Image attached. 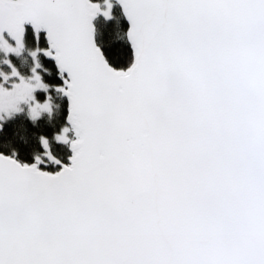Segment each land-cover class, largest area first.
I'll return each instance as SVG.
<instances>
[{
    "label": "snow or ice",
    "instance_id": "obj_1",
    "mask_svg": "<svg viewBox=\"0 0 264 264\" xmlns=\"http://www.w3.org/2000/svg\"><path fill=\"white\" fill-rule=\"evenodd\" d=\"M103 3L0 0V50L20 54L26 22L50 45L30 53L34 84L5 61L18 82L0 83V112H51L33 95L43 51L72 150L54 173L0 153V264H264V0H119L126 70L95 43Z\"/></svg>",
    "mask_w": 264,
    "mask_h": 264
},
{
    "label": "trees",
    "instance_id": "obj_2",
    "mask_svg": "<svg viewBox=\"0 0 264 264\" xmlns=\"http://www.w3.org/2000/svg\"><path fill=\"white\" fill-rule=\"evenodd\" d=\"M101 7L103 0H99ZM96 39L102 48L107 60L116 68H127L133 62L134 55L131 45L127 39L129 27L121 7L113 2L110 18H105L100 13L95 21ZM24 51L17 55L9 56L11 64L16 66L20 74L30 76L35 61L31 56V51L39 47L47 49L48 43L44 33L40 30L39 39L34 27L24 25ZM37 59L41 67L39 71L44 83L49 85V92L39 91L38 96L43 99L47 93L51 96L53 110L45 113L33 121L26 112H19L10 119L2 122L0 128V152L15 155L22 162H34L36 155H41L44 149L40 142V137L49 140L53 155L60 161L67 162L70 155L68 146L63 142H57L54 137L61 129L67 126L66 117L68 113V103L61 92L55 86L63 85V78L58 71L55 63L48 59L43 51L38 53ZM6 57L0 50V69L10 68L5 63ZM65 77V76H64ZM1 79V77H0ZM42 168L56 171L60 168L59 164L48 160L41 163Z\"/></svg>",
    "mask_w": 264,
    "mask_h": 264
},
{
    "label": "rangeland",
    "instance_id": "obj_3",
    "mask_svg": "<svg viewBox=\"0 0 264 264\" xmlns=\"http://www.w3.org/2000/svg\"><path fill=\"white\" fill-rule=\"evenodd\" d=\"M110 2H111V4L113 5L114 0H110ZM102 5H103L102 8H106V7H107V5H105L104 3H103ZM111 9H112V8H111ZM101 14H102V12H101ZM2 35L5 37L6 40L9 41V43H11L13 46H15V41L9 36V34L7 33V30H5V31L2 33ZM23 43H24V36H23ZM24 49H25V48L22 49V51L20 52V54L24 51ZM2 51H3V50H2ZM12 54H15V53H7V54L4 53V55H5V57H6V60L10 61V60H9V56L12 55ZM11 65H12V64H11ZM12 66H14V65H12ZM14 67L17 69L16 66H14ZM17 71L19 72L18 69H17ZM0 72H3V73H5V74H10V72H11V67L8 68V70H7V69H0ZM37 72L41 75V73H40V71H39V68L37 69ZM19 73H20V72H19ZM20 75H22V74H20ZM32 75H33V73H32L30 76H25V75H22V76H24L26 80H30L31 77H32ZM41 77H42V75H41ZM42 81H43V79H42ZM15 82H18V79L15 78V77H10V79H9L8 82H4V81H3V77H1V79H0V83H3L4 86H5L6 88H11L12 84L15 83ZM32 82L34 83L35 81L33 80ZM43 82H44V81H43ZM0 87H3V85H0ZM10 90H11V89H6V91H10ZM39 91H44V90H43V89H36V90H34L33 95H34V96L36 97V99H37L38 101H40V102H43L48 96H50L49 93H47L46 97L43 98V99H41V98L38 96V92H39ZM47 92H49V88H48ZM29 103H33V102H29ZM16 107L19 108L20 111H14V110H13V111H11V114H8V117H9V118L6 117V119H4V120H0V121H1V122L6 121V120L10 119L11 117H13L15 114H17V113H19V112H26V113L29 115V104H28V103H24L23 101H21V102H19V103L16 104ZM52 110H53V105H52V100H51V112H52ZM51 112H43L40 116H42V115L45 114V113H51ZM7 113H8V112H7ZM0 115H5V114H4V112H0ZM29 116H30V115H29ZM67 126L70 127L68 124H67ZM68 135H69L71 138H73V132H69ZM65 144H66V145L68 146V148H69V143H65ZM41 159L44 161L43 163H47V161H48V158H47L46 156H43V155L41 156ZM40 165H41V164H40Z\"/></svg>",
    "mask_w": 264,
    "mask_h": 264
},
{
    "label": "water",
    "instance_id": "obj_4",
    "mask_svg": "<svg viewBox=\"0 0 264 264\" xmlns=\"http://www.w3.org/2000/svg\"><path fill=\"white\" fill-rule=\"evenodd\" d=\"M114 2H116V3L121 7L122 12H123V7H122V5L119 3V0H114ZM100 4H101V3H100ZM123 14H124V12H123ZM99 15H100V13H99V14L93 19V21H92V23H93V25H94V40H95V43H96L97 46L101 49V51H102V53H103V55H104L106 61L108 62V64H109L111 67H113V68L116 69V70H126L128 67H127V68H116L115 66H113V65L107 60V58H106V56H105V54H104L102 48L99 46V44H98V42H97V39H96V25H95V21H96V19L98 18ZM124 17H125L126 21H127L128 24H129V27H128V30H129V28H130V22L128 21V19H127V17H126L125 14H124ZM24 25H29V26H32V27H33V25H32L30 22H26ZM128 30H127V32H128ZM41 31L44 33L45 38H46V40H47L46 30L41 29ZM127 39H128V37H127ZM128 41H129V39H128ZM47 43H48V48H49L50 45H49L48 40H47ZM129 43H130V41H129ZM130 45H131V43H130ZM48 48H47V49H48ZM131 48H132V46H131ZM132 50H133V48H132ZM133 55H134V50H133ZM46 57H47L48 59L52 60V61L55 63V66L57 67L58 71L60 72V70H59V68H58V66H57V64H56L55 59H54L53 57H50V56H46ZM64 76H65V77L67 76V73H66V72L64 73ZM63 83H64V80H63ZM61 94H62L63 97L66 98L67 103H68V113H67V116H68V114H69V99H68V97H67L65 94H63L62 92H61ZM66 122H67V124L70 126V124H69V122H68V120H67V117H66ZM1 127H2V122L0 121V128H1ZM73 138H74V133H73ZM69 150H70V155H69V157H70V156L72 155V150H71V147H70V143H69ZM0 153L5 154V153H3V152H0ZM5 155H10V154H5ZM69 157H68L67 162H63V161H61V164H59L60 168H61V165H62V164H67V163L70 162V161H69ZM15 158H16L19 162H21V163L32 164V163L35 162V161H34V162H31V163H29V162H22V161H20L16 156H15ZM38 167H39L41 170L48 171V172H52V173H54V172L60 170V168H59V169L56 170V171H50V170H46V169L42 168L40 165H38Z\"/></svg>",
    "mask_w": 264,
    "mask_h": 264
},
{
    "label": "clouds",
    "instance_id": "obj_5",
    "mask_svg": "<svg viewBox=\"0 0 264 264\" xmlns=\"http://www.w3.org/2000/svg\"><path fill=\"white\" fill-rule=\"evenodd\" d=\"M29 81H30L31 83H33V82H32L33 80L30 79ZM34 83H35V82H34ZM34 83H33V84H34ZM4 103H5V106H7V104L9 103L8 98H5ZM4 114H5V115H0V120H4V119H6V117L9 118V117H8V113H7V111H5Z\"/></svg>",
    "mask_w": 264,
    "mask_h": 264
}]
</instances>
